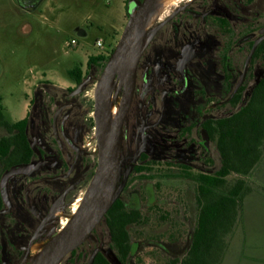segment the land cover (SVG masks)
<instances>
[{"label":"flooded vegetation","instance_id":"1","mask_svg":"<svg viewBox=\"0 0 264 264\" xmlns=\"http://www.w3.org/2000/svg\"><path fill=\"white\" fill-rule=\"evenodd\" d=\"M13 3L26 12L48 11L52 6L51 0H13ZM171 13L156 24L157 26L164 22L143 51L132 99L121 121L117 200H121L129 209L139 208L145 217L148 213L145 208L147 209L148 205L156 206L163 201L159 202L158 189H155V194H149L150 187L156 188L160 181H149L150 178L155 179L150 177L151 173L154 174L149 169L150 161L157 159L162 163L168 155L196 167L194 153L189 152L180 158L177 154V149L181 147L180 143L166 142V139L179 136L190 139L195 130L199 129L204 138L205 129L201 127V123L222 116L216 112L226 108L234 97H231L233 92L228 96V76H238L236 87L255 41L264 35V0H189V3L180 4ZM179 17L180 23L175 22ZM182 29L189 35L186 41L181 43ZM75 32L87 35L86 30L80 27L76 28ZM263 41L258 44L252 55L245 79L250 74L261 72L260 55L257 52ZM114 48L115 46L108 55H92L108 56L106 60L100 58L90 64V56L87 60L88 71L84 72L81 68V80H77V76L75 78L68 76L72 83L66 88L54 83H43V87L34 89L25 117L11 122L26 120L23 126L15 127L13 132L17 139L16 161L7 169L5 163L0 162V170L3 169L0 178L3 201L0 216L6 221L2 223L3 226L8 227L7 236L2 233L0 238V259L8 255L7 259L1 260V264H10L11 261L15 263L18 260L20 264L33 238L34 242L39 239H50L63 229L59 230L63 217L57 216L56 213L58 210L64 211V205L69 208L71 206L68 204L69 198L78 173L85 165L88 147L86 143L88 131L83 130L79 124L81 116L77 109L78 100L86 86L95 79L91 71L99 68L103 75ZM185 51L189 58L185 61L182 71L180 62L185 58ZM142 60L145 61L143 68ZM168 72L180 76L182 79L180 86L171 82L173 79L169 77ZM116 81L119 82L117 77L114 85ZM120 87L122 97L119 92V112L124 106L123 87L121 85ZM118 114L112 119L114 126ZM96 118L95 105L94 128L101 155ZM193 122H198V125L191 126ZM0 128L9 133L4 126ZM110 130L112 131L111 128ZM112 134L113 131L109 138ZM22 135H25L32 149L30 155L22 153ZM188 149H191V145ZM100 162L101 160L97 163L96 171ZM17 165H34L35 168L27 173L11 176L6 184L5 198L1 190L2 179L6 172ZM152 167L155 169L158 167L160 172L158 178L164 180L160 177L164 174L160 169L162 164H154ZM94 176L95 174L93 178ZM19 177L29 179L26 187H19L14 183ZM38 186H42L44 190L39 200L33 201V191ZM49 189H53L55 193L59 192L58 195L48 196ZM143 202L146 204L143 205ZM13 219L19 221V224L11 226ZM55 223L59 224L57 231L51 237L44 238L43 234L50 231ZM102 225H106L104 218L93 231V236L87 239L80 246L81 250L76 253L79 256L84 246L92 245L85 264H88L96 249H100L97 255L99 253L106 255L103 245L97 244L98 231ZM106 228L109 233L107 225ZM22 241H25L23 247H17V243ZM141 245V242L136 241V247L139 248ZM70 254L64 261L71 256ZM133 256L130 255L125 264H133ZM85 257L86 253L83 252L82 258ZM119 264L123 263L119 260Z\"/></svg>","mask_w":264,"mask_h":264},{"label":"rangeland","instance_id":"2","mask_svg":"<svg viewBox=\"0 0 264 264\" xmlns=\"http://www.w3.org/2000/svg\"><path fill=\"white\" fill-rule=\"evenodd\" d=\"M135 1L138 4L142 2V0H51L52 6L48 11L26 12L14 4L13 0H0V97L6 119L15 122L25 117L34 89L43 87V83H54L66 88L72 83L68 77L70 69L79 66L86 72L90 56L108 55L117 45L130 19ZM182 3H189V0H183L180 4ZM175 22L180 23V17ZM78 27L86 30L87 35L76 33L75 29ZM188 35L184 29L181 30V43L186 41ZM73 40L75 43H72ZM98 40L103 42V47L97 45ZM144 66L145 61L142 60L141 68ZM91 72L95 79L86 86L77 105L81 116L80 127L88 131L86 160L69 198L68 204L71 206L70 208L67 205L63 206L66 213L72 212L75 201L83 193L76 212L78 211L95 174L97 163L102 160L94 128L95 105L101 104L99 94L102 71L94 68ZM167 74L173 79L172 83L181 85L182 79L177 73ZM254 82L252 78L246 95L250 93ZM119 92L122 97L121 87L115 88L113 83L110 115L113 105L120 101ZM234 109L235 106L227 105L216 114L227 115ZM7 134L0 128V137ZM167 141L180 143L181 147L177 149L180 158L189 152L194 153L193 159L200 168L214 171L220 165L215 143L210 141L209 137L205 140L200 129L195 130L190 139L179 136L169 137ZM150 179V182H155L160 178ZM247 181L251 191L244 199L235 228L226 239L227 249L218 264H264V155L247 177ZM29 182L28 178L21 177L14 181L19 187H26ZM161 184L157 194L159 202L163 201L156 206L148 205L147 209L145 208L148 212L146 223L133 226L131 229L135 248L133 264H172V258H182L190 231L195 226L197 209L194 183L175 179L162 180ZM43 190L42 186L34 189L33 201L39 200ZM58 193L49 189L48 196H57ZM145 204L143 202V205ZM58 227L59 224L55 223L50 231L43 234L44 238L51 237ZM98 232L97 244L101 243L106 256L115 264H119V258L111 247L106 225H102ZM136 241L142 243L139 248L136 247ZM24 242L17 243V247H23ZM91 246L87 244L82 248L81 256H69L64 264H85L90 256ZM83 252L86 253L85 259L82 258ZM7 258L8 255L3 256L0 264L2 259ZM12 263L14 262L11 261L10 264ZM14 264H19V260Z\"/></svg>","mask_w":264,"mask_h":264},{"label":"trees","instance_id":"3","mask_svg":"<svg viewBox=\"0 0 264 264\" xmlns=\"http://www.w3.org/2000/svg\"><path fill=\"white\" fill-rule=\"evenodd\" d=\"M260 55L261 72L250 74L237 89L236 94L228 105L235 109L227 115L216 116L201 123L209 140L214 142L220 157V165L214 170H206L199 166L193 167L187 161H178L173 156H165L161 163L159 160L150 161L149 169L154 172L152 178H158V167L152 165L162 164L164 180L185 178L195 185V201L197 218L194 228L188 236L187 248L182 258H172V264H218L227 249V237L230 235L238 221L245 197L251 191L247 177L261 162L264 155V41L258 49ZM107 59L108 56H91L89 63L98 59ZM70 78L81 80L82 70L77 66L68 71ZM252 78L250 93L247 92ZM238 76H228V96L233 92ZM210 101V100H209ZM26 120L11 123L6 119L2 98L0 97V126L8 130V134L0 137V162L9 168L16 161L15 146L17 139L13 135L15 127L23 126ZM197 126L198 122L191 123ZM23 131V129H22ZM22 153L30 155L32 149L22 135ZM0 170V178L1 172ZM154 170V171H153ZM231 177H235L231 179ZM160 180V179H159ZM159 185V186H157ZM156 188L149 189V194H155V189L161 188V180ZM3 201L0 191V210ZM104 221L111 237V247L119 260L125 264L130 255H134L131 229L133 226L144 225L147 217L139 208L129 209L121 200L115 201L106 213ZM0 216V238L2 233L6 235L8 227ZM19 224L14 220L11 226ZM7 236V235H6ZM81 247L70 255L75 256ZM23 255V254H22ZM81 256V254L79 255ZM65 261L62 263L64 264ZM92 264H113V262L99 253Z\"/></svg>","mask_w":264,"mask_h":264},{"label":"water","instance_id":"4","mask_svg":"<svg viewBox=\"0 0 264 264\" xmlns=\"http://www.w3.org/2000/svg\"><path fill=\"white\" fill-rule=\"evenodd\" d=\"M156 1L157 0H142L140 4L135 2V6L130 12V19L108 59L101 78L99 94L101 104H96V119L101 145L103 144L102 129L104 122L112 129V138L106 151L104 153L101 151L102 160L88 187L81 206L69 220L67 225L49 241L41 264H62L70 253L93 236V231L117 200V182L120 168L121 121L132 99L137 69L143 51L164 24V22H162L149 32H146L147 23L154 10ZM262 40H264V35L260 36L255 41L247 57L244 72L241 74L239 83L235 87L231 97L234 96L239 86L244 82L252 55ZM188 58L189 56L185 51V58L180 62L182 71L184 70L185 61ZM116 77L119 80V84L123 87L124 106L121 107L114 126L110 119L109 111L111 89ZM231 97L229 99H231ZM203 136L208 140L206 131L203 132ZM34 168V165H17L6 172L1 182V190L4 197L6 198V184L11 176L18 173H27ZM34 240L35 238L32 239L30 246ZM30 246L27 248L25 256L20 264H26L27 257L30 254ZM99 250L100 249H96L92 253L88 264L94 262ZM113 264L115 263L113 262Z\"/></svg>","mask_w":264,"mask_h":264},{"label":"bare ground","instance_id":"5","mask_svg":"<svg viewBox=\"0 0 264 264\" xmlns=\"http://www.w3.org/2000/svg\"><path fill=\"white\" fill-rule=\"evenodd\" d=\"M181 1H183V0H157L155 5H154V10H153V12H152V14L148 20L146 32H149L152 28H154L156 26V24L160 20H162L166 15L173 12L176 9V7L180 4ZM171 15H172V13H171ZM114 87L120 88V84L118 81H116ZM119 102L117 104H114L112 107V113L110 115L111 121L113 118H115L117 116V114L119 112V108H120ZM102 130H103V144L101 145V151L104 153L106 151L108 145H109L110 140H111L112 136L110 138H109V136L111 135L112 131L110 130V127L106 124V122H104ZM78 197L79 198L77 199V201H75L76 203L74 204L73 210L71 213L67 214L62 210H58V212L56 213L57 216L63 217L59 230H61L62 228H64L67 225L68 221L72 218L73 214L76 212V210L79 206V203L82 200L83 193L80 194V196H78ZM51 239L52 238H50V239H39L38 241L36 240L30 246V254L27 257L26 264H41L42 258L44 256V252H45V250L49 244V241Z\"/></svg>","mask_w":264,"mask_h":264},{"label":"built area","instance_id":"6","mask_svg":"<svg viewBox=\"0 0 264 264\" xmlns=\"http://www.w3.org/2000/svg\"><path fill=\"white\" fill-rule=\"evenodd\" d=\"M72 43H75V40L72 41ZM97 45L103 47V42L101 40L97 41Z\"/></svg>","mask_w":264,"mask_h":264}]
</instances>
